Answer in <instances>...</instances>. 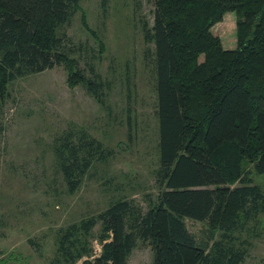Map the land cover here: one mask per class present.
<instances>
[{
	"label": "trees",
	"instance_id": "obj_1",
	"mask_svg": "<svg viewBox=\"0 0 264 264\" xmlns=\"http://www.w3.org/2000/svg\"><path fill=\"white\" fill-rule=\"evenodd\" d=\"M80 1L0 0V102L12 80L63 65L69 86L104 103L107 82L93 67L86 75L57 32ZM146 1L154 4L142 32L154 46L157 194L147 207L118 198L58 229L50 264H127L138 241L150 247L152 264H242L243 234L264 214V193L244 170L250 164L264 174V0ZM228 12L234 49L211 32ZM109 152L85 132L57 137L53 153L67 191ZM185 219L204 223L207 240Z\"/></svg>",
	"mask_w": 264,
	"mask_h": 264
},
{
	"label": "rangeland",
	"instance_id": "obj_2",
	"mask_svg": "<svg viewBox=\"0 0 264 264\" xmlns=\"http://www.w3.org/2000/svg\"><path fill=\"white\" fill-rule=\"evenodd\" d=\"M153 11L146 0H81L58 29L86 75L93 67L107 82L103 104L84 86H69L63 65L6 85L0 102V264H50L58 229L95 216L118 198L147 207L157 194L154 46L142 32L152 26ZM211 32L225 49H234V13H226ZM68 132H85L110 151L93 162L73 193L53 153L55 139ZM244 170L264 193V174L250 164ZM185 225L198 240H207L204 223L185 219ZM98 232L99 224L93 234ZM243 239L242 264H264V214ZM127 264H152L150 247L138 241Z\"/></svg>",
	"mask_w": 264,
	"mask_h": 264
}]
</instances>
